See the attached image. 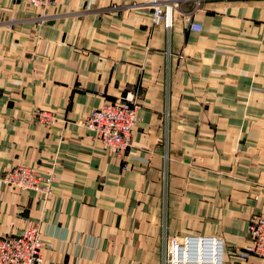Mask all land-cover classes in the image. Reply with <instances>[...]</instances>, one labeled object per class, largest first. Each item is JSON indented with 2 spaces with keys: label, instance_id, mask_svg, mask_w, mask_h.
<instances>
[{
  "label": "crops",
  "instance_id": "1",
  "mask_svg": "<svg viewBox=\"0 0 264 264\" xmlns=\"http://www.w3.org/2000/svg\"><path fill=\"white\" fill-rule=\"evenodd\" d=\"M157 1L0 0V234L38 223L44 264H163L186 235L264 264L240 256L264 213V0H181L171 27ZM119 98L139 112L122 156L83 124ZM18 164L54 174L48 196L3 181Z\"/></svg>",
  "mask_w": 264,
  "mask_h": 264
},
{
  "label": "built area",
  "instance_id": "2",
  "mask_svg": "<svg viewBox=\"0 0 264 264\" xmlns=\"http://www.w3.org/2000/svg\"><path fill=\"white\" fill-rule=\"evenodd\" d=\"M32 6L40 8H49L54 4V0H27ZM154 6V22H166L167 13ZM192 30L200 29L198 23L192 22ZM138 105L123 99L107 101L102 107L92 109L85 122V126L90 130L92 137L99 140L103 146L116 155L125 154L132 146V136L134 128L138 122ZM44 110L38 112L37 117L40 121L46 122ZM48 124V123H47ZM23 174L25 177L21 178ZM30 177L32 181L28 180ZM54 179L52 172H39L27 165H16L11 171L4 175L6 184L20 191H35L41 196L46 197L51 191V185ZM25 231L33 234V240H30L22 233H9L0 235V245L3 244L4 252H0V264H44L42 241L43 234L38 224L27 225ZM24 231V232H25ZM248 242L245 251L241 253L242 257H248L250 254L258 255L264 259V214H255L252 216L247 229ZM177 244L175 238H171ZM170 242V236L165 239V243ZM187 240L178 245L188 248ZM21 245V248H17ZM23 252L20 254L19 252ZM180 263V262H179ZM183 264V263H182Z\"/></svg>",
  "mask_w": 264,
  "mask_h": 264
},
{
  "label": "bare ground",
  "instance_id": "3",
  "mask_svg": "<svg viewBox=\"0 0 264 264\" xmlns=\"http://www.w3.org/2000/svg\"><path fill=\"white\" fill-rule=\"evenodd\" d=\"M155 5H158L159 6V8H158L159 10H163L164 13H167L168 19L165 22V24L168 27L172 26L173 14H174V11H176L177 7L176 6H172L171 7V4L169 3V0H159V1H157V2H155L153 4V7ZM45 9H47V8H45ZM195 23H197V22H195ZM198 24L201 26V28L200 29H197V30H201L202 29V24H200V23H198ZM85 122H86V120L83 123L84 126H85ZM133 134H134V132H133ZM132 141H133V136H132ZM119 156H122V155H119ZM18 165H20V164H18ZM13 167L14 166H12L7 171V173L9 171H11ZM20 177L23 178V177H25V175L21 174ZM27 179L30 180V181H32L30 177H27ZM4 182H6V181H4ZM29 192H34L36 194H39L38 192H35V191H29ZM25 229L26 228H23L22 231L20 232V234L23 232L22 235H25L30 240H33L34 239L33 238V234H29L27 231H25ZM0 235H7V234H0ZM171 238H170V242H169V243H171V252H170V254H167L165 252L164 264H182L180 261H183V264H201V263H204L205 261L206 262H209L210 264H223V262H224V241L220 237L200 236V235H188L184 239V241L180 240L181 238H175L177 240V244L176 245H173L174 242L172 241ZM187 240H189V242H188V248L187 247H184V246H181L179 248H182L184 250L183 251L178 250V245L180 243H184L185 244V242ZM42 241H44L43 240V237H42ZM44 244H45V242H44ZM17 248H21V245H18ZM4 250L5 249L3 247V244H1L0 245V252H4ZM190 251H192V252L198 251V257L196 258V263L193 262V259L194 258L189 257ZM19 253L20 254H23V252H21V251ZM203 253H207V258H202L201 255ZM241 253H240V256H241ZM249 256H251V254ZM243 258H247V257H243Z\"/></svg>",
  "mask_w": 264,
  "mask_h": 264
},
{
  "label": "rangeland",
  "instance_id": "4",
  "mask_svg": "<svg viewBox=\"0 0 264 264\" xmlns=\"http://www.w3.org/2000/svg\"><path fill=\"white\" fill-rule=\"evenodd\" d=\"M179 1V2H178ZM180 1L181 0H169V3L171 4V7L172 6H176L177 8L179 7L178 5H180ZM183 1V0H182ZM197 1V4L201 1V0H196ZM195 2V1H194ZM155 23V22H154ZM159 23H162V21L161 22H159ZM165 23V22H164ZM173 23V22H172ZM191 25V24H190ZM171 27V26H170ZM42 110H44V111H46V112H44L45 114H44V118L46 119V122L48 123H45V122H42V121H40L39 119H38V117H37V114H38V112H40V111H42ZM35 119H36V121L37 122H39V123H43V124H46V125H53L54 123H55V121H56V119H57V115H56V113L53 111V110H51V109H47V108H38V109H36L35 110ZM137 115H138V122H139V112H138V110H137ZM87 118V117H86ZM85 121V120H84ZM83 121V122H84ZM138 122H137V124H138ZM137 124H136V126H137ZM136 126H135V128H136ZM134 132H135V129H134ZM134 135V134H133ZM133 142V141H132ZM117 156H119V155H117ZM12 167V166H11ZM10 167V168H11ZM9 168V169H10ZM8 169V170H9ZM7 170V171H8ZM6 171V172H7ZM6 172L3 174V178L2 179H4V175L6 174ZM40 172V171H39ZM4 181V180H3ZM8 186H10V185H8ZM11 188H13L12 186H10ZM52 187V186H51ZM51 192V191H50ZM34 193V192H33ZM40 195V194H39ZM49 195V194H48ZM47 195V196H48ZM257 214H264V213H257ZM255 215V214H254ZM253 215V216H254ZM252 218V217H251ZM34 224H38V223H34ZM188 235H186V236H184V237H182V236H174V238H181L180 240H182V241H184V239L187 237ZM221 238V237H220ZM223 239V238H222ZM224 241V240H223ZM170 244V246H171V243H169ZM45 247V246H44ZM44 249V248H43ZM163 264H164V258H163Z\"/></svg>",
  "mask_w": 264,
  "mask_h": 264
}]
</instances>
